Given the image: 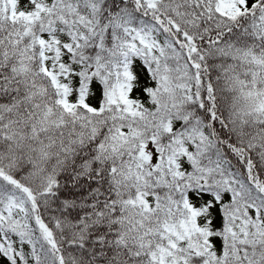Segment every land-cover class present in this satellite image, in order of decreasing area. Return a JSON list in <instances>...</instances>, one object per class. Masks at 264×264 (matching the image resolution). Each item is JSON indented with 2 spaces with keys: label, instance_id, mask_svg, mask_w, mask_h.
Wrapping results in <instances>:
<instances>
[{
  "label": "snow or ice",
  "instance_id": "snow-or-ice-1",
  "mask_svg": "<svg viewBox=\"0 0 264 264\" xmlns=\"http://www.w3.org/2000/svg\"><path fill=\"white\" fill-rule=\"evenodd\" d=\"M0 264H264V0H0Z\"/></svg>",
  "mask_w": 264,
  "mask_h": 264
}]
</instances>
